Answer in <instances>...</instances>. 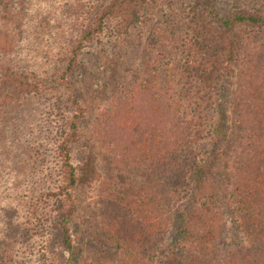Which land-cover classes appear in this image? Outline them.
<instances>
[{"label":"trees","instance_id":"trees-1","mask_svg":"<svg viewBox=\"0 0 264 264\" xmlns=\"http://www.w3.org/2000/svg\"><path fill=\"white\" fill-rule=\"evenodd\" d=\"M52 6L61 8L54 25ZM149 21V79L150 68L175 74L174 87L155 95L170 116L144 121L154 127L140 141L111 124L85 136L89 109L75 83L84 55L105 41L123 45ZM47 25L66 39L65 56L25 65L22 43L37 38L25 32ZM127 96L113 99L122 105ZM9 117L15 123L5 121L0 140V264H56L48 248H25L49 235L58 264H79L78 193L101 177L103 147L115 177L103 194L117 200L105 229L123 253L100 264H264V7L222 13L218 0H188L180 14L175 0H0V121ZM228 217L238 240L227 246Z\"/></svg>","mask_w":264,"mask_h":264},{"label":"rangeland","instance_id":"rangeland-1","mask_svg":"<svg viewBox=\"0 0 264 264\" xmlns=\"http://www.w3.org/2000/svg\"><path fill=\"white\" fill-rule=\"evenodd\" d=\"M188 0H175L176 11L182 14V8L184 3ZM237 5H242L247 8H263L264 0H218V9L220 12H230ZM51 10L50 14V25H54L57 22V12H60L61 8L59 6L49 7ZM152 29V21L144 23L138 28H134L131 34L126 38L123 45H116L112 42L106 41L104 44L98 43L94 48H90L82 59L81 69L77 71L75 76V83H77V88L80 90L83 101L89 109L88 116L89 120L85 121L82 125V133L86 136H90L91 133L98 135L101 132L108 130V125L111 124L113 131L127 134L128 137H133L134 141H140L142 138L150 136L153 130V125L148 127L143 126L144 121H149L152 119L153 114L159 118L164 115V111L158 107L157 98L155 95L166 87H174L173 71L162 70L160 75L153 72L150 68V73H154L151 78L146 72V43L150 44V30ZM44 30L48 31L49 38H41V34L44 35ZM44 30L40 26L34 27L32 31H24L26 35H33L37 37L26 47L22 43V48L19 52H24L25 65L33 64V59L38 55L39 61L44 62L42 57H51L57 53L59 58L65 56V44L64 48L60 47L61 44L65 42L66 39H60V31H56V28L47 25ZM21 39V38H20ZM21 43V42H20ZM70 45L71 43H68ZM115 46L116 51L111 52ZM59 48V50H57ZM103 48V49H102ZM111 52V54H108ZM32 58V60H31ZM57 60V62H58ZM27 67V66H26ZM155 76V77H153ZM227 82V89L229 91V100L226 101L231 103L233 98V85L231 80ZM123 90L128 96L125 97L122 105L117 100L113 99L114 93H118ZM176 91V88L174 89ZM69 90H64V96L66 97ZM152 93L150 98H148L144 93ZM116 102L119 109L114 108L111 102ZM48 102V99L45 100ZM37 100H33L32 103L35 104ZM111 104V106H110ZM108 109L112 110V113H117L115 119H110L113 114L107 113ZM117 111V112H116ZM7 110H4L5 114ZM170 116V115H169ZM44 118V117H43ZM50 118V117H49ZM156 119V118H155ZM14 119L9 117L7 120L0 121V140L6 136L5 131V121ZM44 121H47L44 120ZM48 122V121H47ZM112 122V123H109ZM166 122H168L166 120ZM40 125V123H38ZM44 126L43 128H45ZM97 128V131L94 130ZM141 128V130H140ZM44 131V129H42ZM110 135V132L108 133ZM107 134V135H108ZM139 136V137H137ZM138 145H136L137 147ZM108 149L106 147L101 148V154L98 159V166L101 172V177L94 181L92 184L87 186L82 191L78 193V203L79 209L73 220V230L75 233V252L77 254V260L79 264H100L105 262H118L121 252L123 253V247H121L114 238L110 235L105 228L110 226V218L112 217V211L114 210L113 200L111 197L104 196V186L107 182L114 180L115 177L111 175L113 171V156L107 154ZM20 160L25 156V154L19 152ZM27 155L22 160L24 161ZM220 167V166H218ZM218 171V169H217ZM45 183H42L44 185ZM41 185V186H42ZM41 186H32V190L41 189ZM5 196V195H3ZM3 203L10 202V198L5 196ZM20 215L17 219L21 221L26 219V211H19ZM226 232L224 235V241L222 244L231 245L237 242L238 235L234 232L232 227V218L226 219ZM26 224V223H23ZM17 223L13 222V228ZM20 228L23 225L19 226ZM49 233V232H48ZM38 236L33 234L30 239H37ZM34 241V240H33ZM33 241H28L25 245L27 251L36 248V253L41 255V249L48 248L51 252H54L52 256L56 260V264L60 263L62 260V254L58 252L56 243L52 240V237L47 236L43 238V241L36 245ZM45 244V245H44ZM25 256V255H24ZM44 260H42L43 263Z\"/></svg>","mask_w":264,"mask_h":264}]
</instances>
